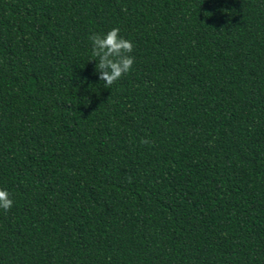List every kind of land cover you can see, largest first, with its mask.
<instances>
[{
	"label": "trees",
	"instance_id": "trees-1",
	"mask_svg": "<svg viewBox=\"0 0 264 264\" xmlns=\"http://www.w3.org/2000/svg\"><path fill=\"white\" fill-rule=\"evenodd\" d=\"M0 189V264H264V0H0Z\"/></svg>",
	"mask_w": 264,
	"mask_h": 264
},
{
	"label": "clouds",
	"instance_id": "clouds-1",
	"mask_svg": "<svg viewBox=\"0 0 264 264\" xmlns=\"http://www.w3.org/2000/svg\"><path fill=\"white\" fill-rule=\"evenodd\" d=\"M92 42V56L97 58L95 72L99 73V80L104 82L105 88L118 81L127 74L135 61L131 55L133 43L120 36L118 27L112 28L106 34H93L90 36ZM141 143L149 144L150 141L141 139ZM131 178L129 177V182ZM13 199L7 190L0 189V209L9 211L13 207Z\"/></svg>",
	"mask_w": 264,
	"mask_h": 264
}]
</instances>
